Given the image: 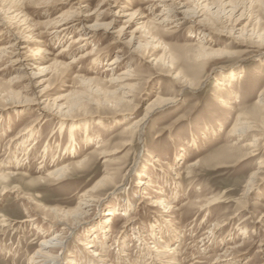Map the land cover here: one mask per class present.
<instances>
[{
	"label": "rangeland",
	"instance_id": "rangeland-1",
	"mask_svg": "<svg viewBox=\"0 0 264 264\" xmlns=\"http://www.w3.org/2000/svg\"><path fill=\"white\" fill-rule=\"evenodd\" d=\"M174 1L196 12L208 27V37L204 39L187 21L156 33L150 22L160 7L150 0H0V171L12 170L15 157L32 147L21 160L23 166L13 169L18 179L9 182L22 197L17 192L0 196V264H27L40 234L58 232L61 226L50 222L49 208L75 210L81 192L108 171L121 169L123 175L134 161V173L126 177L123 190L116 192L107 183L93 191L94 205L69 237L63 264H264V172L254 175L253 188L243 193L260 161L264 164V130L259 127L242 137L229 133L239 115L255 123L264 121V106L256 102L264 91V41L260 40L264 5L230 0L245 4L243 15L234 21L220 5L228 0ZM114 3L125 14L117 17L114 36L120 30L125 32L122 41H127L133 33L145 46L152 34L153 45L159 42L146 48L148 59L129 55L125 47L118 52L122 44L100 30L82 48L71 42L79 31L52 38L50 21L56 17L75 20L85 10L86 24L102 26ZM19 39L25 45L21 57L35 66L25 72L11 58ZM203 42L209 52H216L197 58ZM94 45L95 55L70 67L55 63H70ZM63 47L65 51L59 53ZM120 53L123 62L114 74L132 68L135 79L127 81L135 84L131 102H119L121 90L108 82L113 72L105 70V64ZM161 55L164 63L155 62ZM91 57L96 61L91 62ZM32 69L42 73L41 84L30 79ZM175 74L179 76L174 78ZM224 79L229 82L227 90H220L218 82ZM156 96L177 101L150 115L141 137L138 127L124 133ZM58 110L67 120L59 121ZM19 132H25L21 141L11 143ZM254 136L259 137L257 153L245 158L248 149L242 144ZM69 140L75 149L60 153L52 163L57 145L61 148ZM101 151L113 152L108 163L100 157ZM65 164L72 169L68 174L46 180L49 170ZM149 178L162 189L148 185ZM144 196L166 200L151 205ZM125 203L128 210L120 215L115 208ZM27 215L35 223L22 226L19 221ZM230 216H234L231 221ZM106 218L110 222L100 233V221ZM128 219H134L129 226ZM215 223L223 226L211 234ZM240 229L246 233L239 234ZM82 239L104 255L91 257L80 245ZM151 245L170 251L156 260L149 253ZM125 252L127 256L120 255Z\"/></svg>",
	"mask_w": 264,
	"mask_h": 264
},
{
	"label": "bare ground",
	"instance_id": "bare-ground-1",
	"mask_svg": "<svg viewBox=\"0 0 264 264\" xmlns=\"http://www.w3.org/2000/svg\"><path fill=\"white\" fill-rule=\"evenodd\" d=\"M150 1L153 5H156V7L157 6L160 7L159 12L157 14H154V17H153V19H151V22H150V26H151L152 30L156 31V33L158 31H160V29L167 31L165 29L174 28V27L177 28L180 24L182 25L183 23H185L187 21L190 23L191 27H194V28L196 27L197 32L199 34H201L204 39L206 36L207 37L209 36V34L207 33V32H209L208 27L206 28L204 23L201 20L197 19L198 15H196V12H192L191 10H189L185 6V4L175 2L174 0H150ZM254 2L259 3L261 5H264V0H256ZM220 5L222 7L223 13L227 14V16L230 17L231 19H233L234 21L241 18V16L243 15V11L245 9V4H243V3L242 4L230 3V0H228L227 2H224ZM122 10L123 9L119 8V6L116 5V3H114L112 6L109 5V10H107L109 12L108 13V16H109L108 21L106 23L102 24V26H100L99 24H94V25L86 24V21H85L86 18L85 17L87 15L83 14V12H85V10H81L80 12H78L79 15L77 18H75V20L70 19L69 17L60 15L59 17H56L55 19L50 21L53 24V28H52V31L50 30L51 31L50 33L52 35V38H57V37L63 38L69 32L79 31L78 32L79 36L77 38L73 39L71 42L77 43L79 45L78 47L82 48L83 46H87L89 44L90 39L95 37V34L99 30L105 34H110V35L114 36L113 34L115 33V31H113V28H114L113 25L116 23L117 17L121 16V15H125L124 11H122ZM197 13H198V11H197ZM14 17L16 18V16H14ZM235 29H239V28L235 27ZM124 34H125V32H121L119 30L118 32H116V35L114 36V41L122 44L121 45L122 47L120 46V48L118 49V52L119 51L121 52V50H123V47H125L128 50L129 55H135L136 57H138L142 60L143 59L145 60V58L146 59L149 58L148 54H150V51L147 50L146 48H148L149 46L156 47V45L159 44V42L157 40L158 43H155L153 45V41H155L154 40L155 36L152 34L149 36L151 43L146 42L145 46L141 44L142 41L141 42L138 41V38L133 33H131L130 38L127 41H122V38L120 36H124ZM147 35H148V33H147ZM16 39H18V38H16ZM260 40L264 41V39L261 37H260ZM204 41H207V38ZM23 42L24 41L22 39L15 41V43L13 44L15 49H13V51L12 52L10 51V52L12 54L11 58L13 59L12 60L13 63L18 65V70L25 72L28 69L30 70V67L33 68L35 66L33 63L26 62V59L21 57L22 56L21 50L25 48V45ZM133 43H136V46H134L135 44H133ZM131 44H132V46H130ZM8 48H9V46H8ZM65 48L66 47H63V49L59 53H62L63 51H65ZM97 48L98 47L96 45H94L92 47V49L86 50L85 52L81 53L78 57H75L74 59H72V61L70 63L58 62L57 60L55 61V63H58L59 65L70 67L72 64L78 62V60L84 59L86 57H90L91 55L92 56L95 55ZM2 49L4 51L6 50V48H2ZM126 49H124V50H126ZM209 49L210 48L208 47V45L204 44V42H203V44H200V46H199V51L196 54V57L197 58H204V57H207V55H213L216 52V51L215 52H213V51L209 52L208 51ZM46 53H48V52H46ZM221 53L222 52H218L217 54H221ZM164 59H165L164 55H161L159 58H157L154 61L164 63ZM90 61L95 62L96 57H94V58L91 57ZM122 62H123L122 54L121 53L115 54L113 56V58L110 60V62H107L105 64V70H109L111 73L113 72L112 74L110 73L111 77L108 79V82L116 84L119 87V89L121 90V97L119 98V102H122V101L131 102L132 101L131 91L134 90L135 84H132L129 82L127 83V81L135 79V74L133 73L132 68L127 67L123 71L119 72L117 75L114 74L115 69L117 68V65H119L120 63L122 64ZM41 75H42L41 72L34 71L32 69L31 73H30V79L35 80L34 82H36V84L39 85L43 81L42 79H39V77H41ZM178 76H179V74H175L174 78L175 77L177 78ZM218 83L220 84V88H219L220 90H227V85L229 82H227L224 79V81H222V82L220 81ZM189 85L190 86H188V87L191 88L192 87L191 83H189ZM259 96L260 97L257 99L256 102H257V104L262 105V107H263L264 106V91L262 93H260ZM128 97H131V99H127ZM235 97H236V99H238V97H239L238 94H236ZM176 99L175 98H169V97L164 98L161 96H156L153 100H151L147 103V105L145 107L144 115L140 119L136 120L134 122L133 126H131L130 128H126L123 132L129 133V132H132L135 127L136 128L138 127L140 130L139 135L141 137V133H142L141 131H142L148 117L150 115H152L153 113H155L158 109H161L163 107H166V106L174 103L175 101H177ZM222 102H224V101H222ZM18 105H20V106L21 105H27V102H20V103H18ZM226 107L229 108L230 106L226 105ZM47 112H49V111H47ZM58 112H59V114L56 113L55 115L60 116V118H59L60 122L67 120V119H65L66 117H61L62 115H64V113L62 111L58 110ZM49 113H51V112H49ZM259 127L263 128V130H264V121L262 123H255L254 121L248 120L245 116L242 117L239 115L236 118L231 129L229 130L230 131L229 133H230V135H238L239 137H242V135L248 131H257ZM22 133H25V132H22ZM22 133L21 132L17 133L14 136V138H11L10 142L14 143V144H18V142L21 141V134ZM26 133L29 134V131ZM18 138H20V139H18ZM239 139H237V140L240 141ZM258 139H259V137L254 136V139L252 141L242 144V147H245L248 149V150L246 149L248 151L247 152L248 154H246V151H245V154H246L245 158L252 157V156L256 155L257 143L259 142ZM238 141H236L234 143H237ZM124 145L125 146L128 145V142H124ZM31 148H32L31 146L26 147L25 150L23 151V154H21V156L15 157L14 163H16V164H14L13 169L14 168L18 169V168L23 166V163L21 160H24L29 155ZM74 149L75 148H74L73 140H69L61 148H60V146L57 145L56 150H55L56 152L54 151L52 153V156H51V158L54 160L52 163H54L55 160H57L60 157V153L68 154V153L72 152ZM110 153H113V152L107 153L105 151H101L99 153V155L101 158L104 159L103 160L104 162L108 163L109 162L108 156L110 155ZM242 156H244V155H242ZM261 161L259 163L257 170L251 174L248 185L243 192L244 194H247L253 188V186H254V182H253L254 177L253 176L256 175L257 173H259L260 171L264 172L263 171L264 170V164ZM136 164H137V162L134 161V164L123 175H121L122 174L121 169H115L114 172H110V171L106 172V175H104L101 179L97 180L96 184L92 188L87 189V190L80 193V195L78 197V204H77L75 210L70 212L69 210L60 211V209H58V208H49L48 212L50 213V216H51L50 222L54 223L56 226H59V225H61V226L59 227L58 232H54V233L50 234L45 230V232H42L40 234L41 236H40V239L37 243V248L34 250L33 253H31L27 257V264H63V262H64L63 256H64V252L67 248V245H68L69 237L74 234L75 229H77L81 226V224L83 222L80 221V219L84 215L88 214V212L90 211V207H92L94 205V202L96 200V195L93 193V191L103 188L105 185H107V183H111L113 185V189L116 192L123 190L126 177L129 174L134 173V169H135ZM13 169L12 170L7 169L6 171H2V170L0 171V196L6 194L7 192H17V193L19 192L17 190V186L9 187V182H11L12 178L18 179L16 176L17 172L14 171ZM71 170L72 169H70V167L67 164H65V165H62L60 167H56V168L49 170L46 173L45 178H46V180H48L49 178H53L54 180L60 179L63 176H65L66 174H68ZM118 174L122 176V178L120 180L118 179ZM262 178H264V176ZM41 181H43V180H41ZM148 183H149L148 185H150V186H155V187H159L160 189H162L161 186H157V184H154L153 180L151 178H149ZM159 192L160 193H166V191H162V190ZM19 194L20 193H18L16 196L22 197ZM161 195H164V194H161ZM160 196H158V199H153L150 196H144V197L150 199L151 205H154V204H159V203L163 204L164 203L166 198L163 196L162 197H160ZM126 203H129V202H126ZM126 203H125L126 206L123 204L124 206H122L121 208H115V210H117V211L119 210L118 212L120 213V215H123L127 212L128 207H127ZM128 206H129V204H128ZM170 209H171V206L168 207V210H170ZM233 217L234 216L229 217L230 221H231V219H233ZM133 220L134 219H128L126 221L127 226H129L131 224L130 222H132ZM19 222L22 224V226H24L26 224L33 225V223H35V218L30 216V215H27L26 217L22 218ZM109 222H110V219H107V218L100 221V224L98 227L100 233H102L104 231L106 224ZM222 226H223V224L215 223L213 225V227L210 228L211 229L210 233L211 234H212V232L214 233V230H216V229L218 230ZM96 233H98V232H96ZM240 233L242 235H244L246 232H245V230H241V232H239V234ZM116 241L117 240L115 239L114 245L117 243ZM79 243H80V245H82L84 247V249L88 250V254L91 257H96V258L99 257L100 258L104 255L103 251H100L99 249H95V248L93 249V247H94L93 243H91V241H87V239H82ZM149 248H150L149 253H151V254L153 253V255L156 257L155 258L156 260L160 259L159 257L162 256L165 252L170 251L169 249L165 248V246L162 247L161 249H159L158 246L151 245V246H149ZM120 255L121 256H127L126 252L121 253ZM195 262H199L198 259L195 260L194 263ZM70 264H76V262H71Z\"/></svg>",
	"mask_w": 264,
	"mask_h": 264
}]
</instances>
